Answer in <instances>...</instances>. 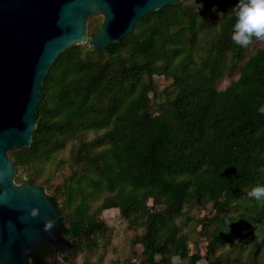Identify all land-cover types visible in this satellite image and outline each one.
<instances>
[{"label": "trees", "instance_id": "16d2710c", "mask_svg": "<svg viewBox=\"0 0 264 264\" xmlns=\"http://www.w3.org/2000/svg\"><path fill=\"white\" fill-rule=\"evenodd\" d=\"M193 1L146 13L117 44L71 45L52 62L31 144L9 151L14 179L35 184L34 164L68 140L76 168L47 193L62 241L40 244L31 264H69L96 248L106 229L99 215L108 209L141 228L134 241L146 264H172L173 257L264 264V198L248 195L264 186V48L250 50L255 39L246 48L232 41L238 0ZM90 27L89 35L99 28ZM235 71L236 79L216 88ZM158 76L174 91L154 113ZM88 131L95 135L85 140ZM190 209L204 213L193 219L206 238L204 254L190 252L181 229Z\"/></svg>", "mask_w": 264, "mask_h": 264}, {"label": "water", "instance_id": "95a60500", "mask_svg": "<svg viewBox=\"0 0 264 264\" xmlns=\"http://www.w3.org/2000/svg\"><path fill=\"white\" fill-rule=\"evenodd\" d=\"M176 1L0 0V264H28L40 244L60 241L54 203L42 187L15 182L9 155L31 144L52 62L71 45L117 44L143 15ZM94 15L102 20L89 35Z\"/></svg>", "mask_w": 264, "mask_h": 264}, {"label": "rangeland", "instance_id": "374dc122", "mask_svg": "<svg viewBox=\"0 0 264 264\" xmlns=\"http://www.w3.org/2000/svg\"><path fill=\"white\" fill-rule=\"evenodd\" d=\"M190 2L195 3L193 0ZM102 17L100 15L91 16L88 20L87 29L88 32L91 31L90 24L93 27H98ZM87 43H81L80 45H85ZM253 47H263L264 42L259 41L253 46H250V50ZM93 56H96L93 55ZM238 72L235 71L231 75L223 74L218 82L216 83L217 89L225 88L229 82L236 79ZM174 87L171 85L169 79L163 78V76H158L156 78V106H154V113H159L162 108L165 107V103L169 98H172V92ZM165 104V105H164ZM95 133L92 131L84 132L83 137L85 140H89L94 137ZM71 141H67L65 147L58 151L52 159L46 161H39L35 163L37 168V175L35 178L36 185L44 186L45 191L48 194H53L56 188L63 187V183L69 174L76 168V165L72 164L69 159V150L71 146ZM19 174H23L21 170H18ZM21 174V175H22ZM26 177L25 175H22ZM18 183V182H17ZM61 189V188H60ZM106 193L102 192L99 199L92 202V208L94 209L100 204L101 199ZM58 201L61 203L62 196L58 195ZM148 204L150 202L148 201ZM203 211L197 209L186 210L184 217H182L181 229L184 233L188 235V241L190 243V252L198 250L200 253L204 254L206 238L198 232V225L194 222V217L197 215H203ZM192 217V220L191 218ZM99 218L105 223L106 229L99 233L97 237V247L91 249H84L83 251L77 253L69 264H146L143 261L142 246L135 242L134 239L141 232L140 227H133L125 220L117 209L103 210ZM227 245L222 244V248H226ZM158 259V257H156ZM61 260V257L59 258ZM172 264H189L188 259L181 260L178 257H173L171 259ZM205 258H202L196 264H206ZM60 264H68L62 263ZM160 264H163L162 262Z\"/></svg>", "mask_w": 264, "mask_h": 264}, {"label": "clouds", "instance_id": "9594fccd", "mask_svg": "<svg viewBox=\"0 0 264 264\" xmlns=\"http://www.w3.org/2000/svg\"><path fill=\"white\" fill-rule=\"evenodd\" d=\"M231 14L235 19L231 39L236 45L246 48L254 39L264 42V0H238L231 9ZM248 195L261 200L264 198V186L252 188Z\"/></svg>", "mask_w": 264, "mask_h": 264}, {"label": "flooded vegetation", "instance_id": "af4514ba", "mask_svg": "<svg viewBox=\"0 0 264 264\" xmlns=\"http://www.w3.org/2000/svg\"><path fill=\"white\" fill-rule=\"evenodd\" d=\"M60 241H62V239H61V238H60ZM60 241H59V242H60ZM48 242H49V240H47V241H45V242H43V243H48ZM59 242H57V243L55 242V243H56V245H58V243H59ZM43 243H42V244H43ZM42 247H43V245H41V248H42ZM33 253H34V251H33ZM34 255H35V254H34ZM35 257H38V256H37V255H35ZM31 259H32V258H31ZM38 260H39V259H38ZM31 261H32V260H28V264H31Z\"/></svg>", "mask_w": 264, "mask_h": 264}]
</instances>
